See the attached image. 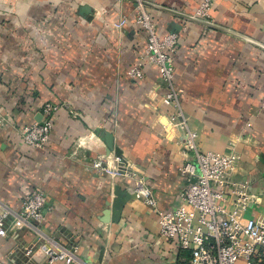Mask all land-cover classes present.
Here are the masks:
<instances>
[{"label": "crops", "instance_id": "1", "mask_svg": "<svg viewBox=\"0 0 264 264\" xmlns=\"http://www.w3.org/2000/svg\"><path fill=\"white\" fill-rule=\"evenodd\" d=\"M142 1L160 35L180 33L175 82L200 149L237 156L235 178L253 195L245 216L264 218V0H215L212 25L187 17L202 0ZM136 3L0 0V203L20 212L26 195L48 197L43 233L11 227L0 264H66L49 262L44 242L93 264H188L190 252L161 236L158 213L133 197L134 181L92 167L108 154L110 133V154L129 161L169 210L187 183L180 167L195 160L168 124L159 68L128 75L147 45ZM48 102L61 105L49 115L51 138L31 148L21 129L48 117Z\"/></svg>", "mask_w": 264, "mask_h": 264}, {"label": "built area", "instance_id": "2", "mask_svg": "<svg viewBox=\"0 0 264 264\" xmlns=\"http://www.w3.org/2000/svg\"><path fill=\"white\" fill-rule=\"evenodd\" d=\"M136 23L147 32V45L141 61L128 70L131 78H142L145 63L156 65L167 86L162 97L168 108V124L183 133L184 151L192 152L195 160L186 161L180 167L187 183L179 193L180 201L169 210L158 209L153 189L145 182L135 167L122 156L107 154L95 160L92 167L113 177L134 181L133 194L155 210L159 216L160 234L174 241L182 250H188V264H264V218H248L245 211L253 201L248 180H237L235 172L238 158L235 154L203 151L197 139L198 133L190 129L182 105L180 91L175 82V56L180 43V33L170 31L160 35L152 14L142 0H136ZM215 0H202L192 15L210 21ZM123 17L116 23L126 25ZM61 105L46 103L48 115L40 122L24 126L21 137L31 148H44L51 138L54 123L52 113ZM48 197L43 191H35L24 197L20 212L0 203V238L6 237L11 227H33L38 232L45 220ZM49 262L66 264H93L79 256L72 247L54 248L47 242L39 244ZM31 249L27 250V254Z\"/></svg>", "mask_w": 264, "mask_h": 264}, {"label": "water", "instance_id": "3", "mask_svg": "<svg viewBox=\"0 0 264 264\" xmlns=\"http://www.w3.org/2000/svg\"><path fill=\"white\" fill-rule=\"evenodd\" d=\"M146 3V2H145ZM147 4V3H146ZM163 8V7H162ZM171 12H174V13H178L177 11H172V10H170ZM179 14V13H178ZM185 16H187V15H185ZM187 17H189V18H193V19H197V20H201V21H204L205 23H207V24H211V23H209V22H207V21H205V20H202V19H199V18H195V17H193V16H187ZM212 25V24H211ZM107 146H108V151H107V153L108 154H110V152L112 151V149H113V144H114V142H113V135H111L110 133H107ZM133 197L135 198V195L133 194Z\"/></svg>", "mask_w": 264, "mask_h": 264}]
</instances>
